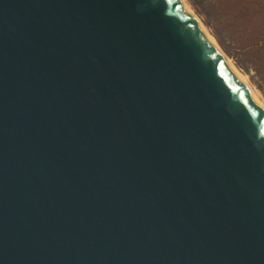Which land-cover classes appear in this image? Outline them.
Instances as JSON below:
<instances>
[{
	"label": "water",
	"instance_id": "obj_1",
	"mask_svg": "<svg viewBox=\"0 0 264 264\" xmlns=\"http://www.w3.org/2000/svg\"><path fill=\"white\" fill-rule=\"evenodd\" d=\"M0 264H264V113L180 0H0Z\"/></svg>",
	"mask_w": 264,
	"mask_h": 264
},
{
	"label": "rangeland",
	"instance_id": "obj_2",
	"mask_svg": "<svg viewBox=\"0 0 264 264\" xmlns=\"http://www.w3.org/2000/svg\"><path fill=\"white\" fill-rule=\"evenodd\" d=\"M264 102V0H183Z\"/></svg>",
	"mask_w": 264,
	"mask_h": 264
},
{
	"label": "bare ground",
	"instance_id": "obj_3",
	"mask_svg": "<svg viewBox=\"0 0 264 264\" xmlns=\"http://www.w3.org/2000/svg\"><path fill=\"white\" fill-rule=\"evenodd\" d=\"M180 1L183 3L185 9L190 13V15L193 17V19L199 25V27L203 30V32L207 35V37L213 42V44L215 45L217 50L222 54L224 59L230 64L232 72L242 81L246 90L254 97L258 106L264 113V102L259 98V96L255 93V91L250 87L249 83H247L246 77L242 76L240 72L234 67L232 62L226 57V55L223 53L221 48L217 45L216 40H214V37H212L210 33H208V30L205 29V27L202 25V22H200L199 19L195 16V14L190 10L189 6H187L183 0H180Z\"/></svg>",
	"mask_w": 264,
	"mask_h": 264
}]
</instances>
